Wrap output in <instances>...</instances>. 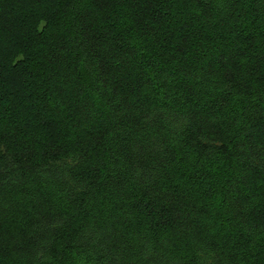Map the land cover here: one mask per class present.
Returning a JSON list of instances; mask_svg holds the SVG:
<instances>
[{
    "label": "trees",
    "instance_id": "16d2710c",
    "mask_svg": "<svg viewBox=\"0 0 264 264\" xmlns=\"http://www.w3.org/2000/svg\"><path fill=\"white\" fill-rule=\"evenodd\" d=\"M0 264H264V0H0Z\"/></svg>",
    "mask_w": 264,
    "mask_h": 264
}]
</instances>
